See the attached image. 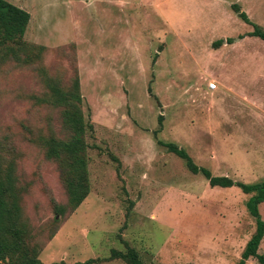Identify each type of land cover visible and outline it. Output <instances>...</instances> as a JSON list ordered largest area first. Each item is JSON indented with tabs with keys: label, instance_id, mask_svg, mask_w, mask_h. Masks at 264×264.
Listing matches in <instances>:
<instances>
[{
	"label": "rangeland",
	"instance_id": "374dc122",
	"mask_svg": "<svg viewBox=\"0 0 264 264\" xmlns=\"http://www.w3.org/2000/svg\"><path fill=\"white\" fill-rule=\"evenodd\" d=\"M5 1L29 14L23 40L44 48L43 68L62 83L77 71L92 126L89 194L54 224L51 200L66 195L34 140L39 129L58 132L57 117L37 104L47 94L35 72H0V140L20 154L22 211L41 263L129 264L121 254L134 251L142 264H237L255 231L253 194L210 187L159 142L212 176L264 179V42L247 36L264 29V0ZM258 213L264 223V202Z\"/></svg>",
	"mask_w": 264,
	"mask_h": 264
},
{
	"label": "trees",
	"instance_id": "16d2710c",
	"mask_svg": "<svg viewBox=\"0 0 264 264\" xmlns=\"http://www.w3.org/2000/svg\"><path fill=\"white\" fill-rule=\"evenodd\" d=\"M236 15L246 23L249 19L239 5L231 6ZM30 20L29 14L21 8L0 0V72L6 65H17L31 69L40 77L44 85L43 98L38 105H46L55 113L59 130L43 133L39 129L34 142L41 149L46 161L51 162L64 189L66 201L63 204L51 200L54 212V224L70 215L86 199L89 194V178L87 173V145L85 137L92 126L84 119L82 98L79 88L77 71L64 83L57 75L43 68L41 57L44 48L30 45L23 38ZM247 36L255 37L264 42V29L254 25L253 31ZM232 43L231 39L225 41ZM222 41L213 43L219 47ZM162 117H158L161 125ZM168 153L180 158L187 170L201 174L212 188H230L236 186L244 194H253L246 207L255 218V231L245 244L237 264H245L255 259L264 264V256L258 254V246L264 236V223L258 213L259 204L264 202V179L256 184L247 185L235 182L227 177L212 176L209 170L197 166L187 152L173 143L159 142ZM20 156L16 146L8 139L0 140V264H42L38 257V245L28 229L22 211V191L17 177L16 158ZM54 227V226H53ZM52 234V233H51ZM129 264H142L137 260L134 251L121 254Z\"/></svg>",
	"mask_w": 264,
	"mask_h": 264
},
{
	"label": "crops",
	"instance_id": "0c3cea01",
	"mask_svg": "<svg viewBox=\"0 0 264 264\" xmlns=\"http://www.w3.org/2000/svg\"><path fill=\"white\" fill-rule=\"evenodd\" d=\"M215 84H216V83H215ZM215 90H217V85H216V89H215ZM215 90H213V91H215ZM248 240H249V238L246 240V242L244 243V245L248 242ZM224 241H225V242H230V239L227 238V239H225ZM260 245H264V236H263L262 240L260 241ZM228 248L230 249V245H229ZM225 256H227V253H225ZM227 257H228V256H227Z\"/></svg>",
	"mask_w": 264,
	"mask_h": 264
},
{
	"label": "built area",
	"instance_id": "2783aa9c",
	"mask_svg": "<svg viewBox=\"0 0 264 264\" xmlns=\"http://www.w3.org/2000/svg\"><path fill=\"white\" fill-rule=\"evenodd\" d=\"M207 89L210 90V91H213L216 89V84L213 83V82H210L207 84Z\"/></svg>",
	"mask_w": 264,
	"mask_h": 264
}]
</instances>
